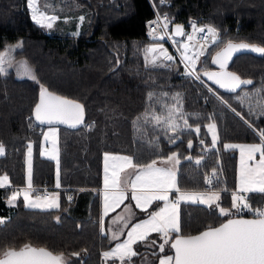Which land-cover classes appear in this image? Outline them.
Wrapping results in <instances>:
<instances>
[{
  "label": "trees",
  "instance_id": "trees-1",
  "mask_svg": "<svg viewBox=\"0 0 264 264\" xmlns=\"http://www.w3.org/2000/svg\"><path fill=\"white\" fill-rule=\"evenodd\" d=\"M73 1L89 10L88 24L78 34L52 36L32 20L26 0H0V51L21 41L23 46L15 51V57L27 60L36 76V80L18 76L14 69L0 76V143L5 149L0 155V174L8 177L11 187L23 186L25 151L33 141L32 182L38 187L54 189L57 168L52 159L39 153L44 126L33 117L41 84L51 92L83 104L84 121L90 122L88 128L59 126V208H28L21 199L9 206L6 197L12 190L0 187V218L4 220L0 223V253L31 243L63 253L65 264H102L101 251L105 245L93 218L99 206L94 190L101 186L103 152L129 154L138 164L161 161L176 153L180 189H202L206 175L215 169V186L223 190L219 205L231 209L232 195L225 191L231 189L237 149L225 150L224 145L260 141L254 129H264V116L249 115L248 105L264 104V92L245 101L243 107L236 97L264 88V55L243 51L231 59L228 69L242 79L253 81L251 85H241L236 92L223 91L203 73L218 68L211 63L212 56L229 40L264 47V0ZM153 8L175 23L186 25L195 20L217 29L220 43L208 48L203 66L197 67L201 80L213 92L201 81L186 75L178 60L168 67L151 64L146 67L145 21L154 14ZM149 93L156 94L152 101L148 99ZM177 93L188 126L178 119L179 127L173 132L150 120L137 121L146 110L150 115L153 112L166 115L157 100L174 104L172 97ZM218 97L228 103H222ZM133 121H137L135 128ZM213 122L219 137L216 144L221 151L203 157L199 164L192 163L195 154L201 156L195 140L198 137L211 140L206 125ZM30 124H34L35 130L29 129ZM197 126L199 133L195 131ZM178 136L182 141L170 147L169 137ZM189 140L191 148L187 145ZM248 202L253 209L260 207L264 204V193H250ZM231 212L222 216L215 205L183 204L181 234L196 233L232 216H252L250 211L240 213L231 209ZM137 250L138 255L131 258L130 264H139L145 252L150 255L146 264H157L161 253L172 254L170 244L163 252L156 248L149 251L141 244Z\"/></svg>",
  "mask_w": 264,
  "mask_h": 264
},
{
  "label": "snow or ice",
  "instance_id": "snow-or-ice-1",
  "mask_svg": "<svg viewBox=\"0 0 264 264\" xmlns=\"http://www.w3.org/2000/svg\"><path fill=\"white\" fill-rule=\"evenodd\" d=\"M28 6L32 13V20L42 28L51 29L53 22L58 19L56 15H48L46 11H41L37 7V0H28ZM84 17H80L82 21ZM163 27L165 30L169 28V21L167 16L163 18ZM151 24H159V18L155 21L149 22ZM192 27V33H186L184 26L176 24L172 30L170 38L174 43H178L177 51L180 52V60L185 65V74L193 76L196 80H200V75L196 72L197 62L201 57H205L207 43L210 41L214 46L220 42V37L217 29L213 26L197 27L195 21L189 22ZM157 29L153 28L150 35H155ZM196 34H205L204 39L206 43L197 48L194 44L180 43L175 41V37L187 36V40L192 42L196 38ZM163 39V37H161ZM22 43H17L10 46L4 52H0V76L8 74L7 68L15 64L17 75L29 76L36 80L33 68L29 65L27 60H20L15 62L10 51L14 52L16 49H21ZM183 49L181 52L180 50ZM248 50L254 53L264 55V47L256 44H249L245 42L233 43L229 40L224 48L212 56L211 63L218 65L219 71H206L203 73L208 80L218 85L220 88L226 89L230 92H236L241 85H251V79H242L235 72L227 70L229 61L232 59L234 53ZM146 67L152 66L168 67L174 60L173 55L169 54L168 50L162 44L146 48L145 50ZM158 53V55H157ZM191 53V54H189ZM151 56V59H149ZM203 82V81H201ZM209 91H212L209 88ZM264 92V88L256 89L254 93H243L237 96L238 103L243 107L245 101H251L253 96L260 97ZM167 96V93L162 94ZM155 93H149L148 99L152 101L155 98ZM222 103L228 102L218 97ZM174 104H167L166 102L157 100L161 104L162 109L166 110V115H156L155 112L149 114L146 110L142 117H137V121L144 119L149 120L156 125H164L165 128L175 132L179 125L176 123L178 119L184 120V125L188 126V121L185 114L182 112V101L180 94L177 93L174 97ZM249 115L256 114L257 116H264V104H257L253 106L249 103ZM151 107V105H150ZM231 107V105H229ZM258 109V111H256ZM242 120L240 112L236 108L231 109ZM33 115L36 121L41 124L53 125L55 123L67 124L70 127H76L84 121V105L80 102L67 97L60 96L54 92L49 91L44 85H40V93L38 101L34 105ZM212 119L211 116L208 117ZM137 121H133L134 128ZM249 128H252L247 120H244ZM31 126V125H30ZM208 131L212 134V145L215 146L219 139L216 133V124L209 123L206 125ZM195 131L200 132V127L197 126ZM257 134L260 142L246 145L225 144V150L239 149L240 150V165L236 177V190L232 192L231 209L240 212L244 209L253 213V218L244 219H227L225 223L220 224L219 227L209 226L206 230L199 232L197 235H182L181 234V219L179 214V205L181 202H191L206 204L209 206L215 205L219 208L220 215L229 216L233 214L231 209L220 207L219 200L221 198L220 192L211 193H188L180 192L177 187L176 172L169 168L157 167V161L152 160L148 164H138L134 162V157L130 155H113L110 153L104 154V190H103V211L100 217V231L105 232L104 217L114 207H119L125 200L126 188L122 187L120 174L125 169H132L134 179L123 181V184L131 188V199L134 200L135 206L142 211H147L149 205L155 201H162L163 207L158 211L151 212L147 219L139 223H132L129 225L128 219L124 216H119L113 219V224L123 223L125 228H128L127 238L119 242V234L124 231L120 228L118 231H112L109 237L111 240L118 241L114 248L110 251L101 253L105 261L112 259L113 264L119 260L121 264H130L131 258L138 255L133 249V246L138 242H145L150 233H157L163 239V243L159 245L160 251L163 252L166 245L170 244L171 249L174 250V255H164L159 259V264H264V208L253 209L248 202L250 193H264V129H259ZM56 129L50 127L44 133L45 141L50 137L54 138ZM171 143L175 144V140L169 137ZM53 147L50 152H42V155H50L52 159L57 160V187L59 184V160L57 155V148L55 147V139L52 140ZM204 143L203 140L200 141ZM188 147H192V141L188 142ZM4 146L0 143V155L4 154ZM31 143L28 145V175L27 186L24 189H17L12 191L6 203L9 206H14L20 196L23 197L25 207L52 209L58 208V196L49 195L47 190L43 196L36 195L34 192L38 189L32 187V161H31ZM259 153V160L256 159V154ZM176 153H172L166 158V161L171 162L175 160L178 164L179 160L175 159ZM186 159H188L186 157ZM118 162V163H117ZM197 164L200 160L196 161ZM212 175H216L215 169ZM8 177L5 175L0 177V187H7L6 182ZM205 183L211 184L212 179L209 176L205 177ZM175 189L180 193L176 200H170L169 193ZM126 212L131 215V210L126 207ZM3 218H0V223H3ZM175 235L174 239H170ZM73 255H79L74 253ZM155 255V253H153ZM0 264H65V257L63 253H55L47 247H36L31 243H25L17 248H8L0 253Z\"/></svg>",
  "mask_w": 264,
  "mask_h": 264
},
{
  "label": "rangeland",
  "instance_id": "rangeland-1",
  "mask_svg": "<svg viewBox=\"0 0 264 264\" xmlns=\"http://www.w3.org/2000/svg\"><path fill=\"white\" fill-rule=\"evenodd\" d=\"M26 1H27V6H28V0H26ZM165 3H166V1H165ZM37 7H39L41 11H46L48 15H56V16H58V19L55 22H53V27L51 29L43 28L44 31H46L47 33H49L52 36L78 34L81 31V29L84 28L88 24L89 18H90L89 10L85 6L78 4V3H76L73 0H37ZM28 9H29L30 15L32 17V13H31V10H30L29 6H28ZM80 17H84V19L81 21ZM210 26H212V25H210ZM146 41L148 42L147 48L151 47V46H155L154 43H152V42H150L148 40H146ZM176 41L180 42V43H190L189 41H185L183 39H178ZM17 43H22V42L18 41V42L14 43V44H9L3 50H1L0 52H4L6 49H10V46H14ZM219 43L220 42H218L216 44H219ZM175 46H176V49H177L178 43H175ZM16 50H18V49H16ZM15 51L14 52H12V51L9 52V54L12 56L13 60L15 62L23 60V59H18V58L15 57V54H14ZM180 51L182 52L183 49H181ZM189 54H191V53H189ZM203 58L204 57H201L200 60L197 62L196 72L198 71L197 67L201 66L203 64V62H204ZM149 59H151V56H149ZM176 60L177 59H175L173 61H176ZM173 61H171V62H173ZM171 62H165V63L170 64ZM5 67L7 68V71H9L11 69H14L16 71V74H17V70H16V67H15V64H13L12 67H8L7 65H5ZM183 68H184V71H185V66H183ZM18 76H20V75H18ZM22 77H29V76H22ZM199 81H202V80L200 79ZM202 83H204V82H202ZM205 85H206V87H208V89L210 88L207 84H205ZM211 92H213V89H212ZM50 127H54L56 129V135H55L54 138L50 137L49 140L45 141L44 133L47 132ZM60 132H61L60 127L59 126H55V125L44 126L42 128L41 138L39 140V153H40V155H42L41 154L42 152H50L51 151V149L53 147L52 140L55 139V142H56L55 143V147L58 150L57 155H58V160H59V135H60ZM208 133H209L211 141H212V134L209 131H208ZM259 142L260 141H255V142H236L234 144L246 145V144L259 143ZM30 143L33 144V147H34L33 141H31ZM197 149H198V147H197ZM42 156H45V157H48V158L52 159L51 156L47 155V154L46 155H42ZM202 158H203L202 156H200L198 154H195L191 161H192V163L196 164V161L197 160L201 161ZM256 159L259 160V153L256 154ZM52 160H53V162H54V164H55V166L57 168V160L56 159H52ZM163 160L166 161V158L163 159ZM239 165H240V150L237 148V157H236V166H235V170L236 171L234 172V177H233V179L230 182V186H231L230 190H236V177H237V171H238ZM56 173H57V170H56ZM3 176H5V175L0 174V177H3ZM176 179H177V175H176ZM7 185L8 186L5 187V188H8L9 186H11L10 182ZM54 185H55L54 188H57V186H56L57 185V176L55 178V184ZM230 190H227L225 192H228ZM221 191H223V190H221ZM221 191H220V193H221ZM255 193H257V192H255ZM56 196H58V194H56ZM172 196H173L172 194H169L170 200H173L175 198V197H172ZM180 207L181 206L179 205V211H180ZM151 212H154L153 208H152ZM148 216H149V214L146 216V218H148ZM163 242L164 241H163L162 238L156 237L155 238V242H154L155 243V247L154 248L160 249L159 245L161 243H163ZM134 247H135V245H134ZM164 255H172V254H170V253H161L159 255V257H158L157 264H159L160 257L164 256ZM110 262H112V261H110ZM73 263L74 262H71L70 264H73Z\"/></svg>",
  "mask_w": 264,
  "mask_h": 264
},
{
  "label": "crops",
  "instance_id": "crops-1",
  "mask_svg": "<svg viewBox=\"0 0 264 264\" xmlns=\"http://www.w3.org/2000/svg\"><path fill=\"white\" fill-rule=\"evenodd\" d=\"M59 137H60V135H59ZM40 138H41V135H40ZM31 145H32V151H31V161H32L33 160L34 147H33V144H31ZM105 153H110V154H113V155H129V154H126V153H116V152H103V154H102V159H101V186L98 189L94 190L95 192L97 191V194H98L99 206H98L97 212L94 213L93 222L97 223L99 231H100V217H101V214H102V211H103V199H104L103 190H104V154ZM175 159H177V158H175ZM27 161H28V147H27V149L25 151V163H26L25 184L23 186H20V187H11V186H9L12 191H15L17 189L26 188V186H27V175H28V163H27ZM163 161H165V160H163ZM156 166L157 167H163V168H169V169L173 170L174 172H176L175 160H173L171 162L157 161V165ZM134 178L135 177H134L132 169H125L120 174L122 187L126 188V191H125L126 198H125L124 202L119 207H114V210L110 211L108 213V215L104 217L105 232L101 233V231H100V233L102 235L101 240L104 242V245H105L104 249L102 250V253L104 251H110L111 248H114L115 244L118 242V241L111 240L109 238L111 236V232L108 231L109 227H111L112 231H118L120 228H124V231L120 232V234H119V242H122L124 239L127 238L128 228H125L124 224L122 222L118 223V224H113L112 221H113L114 218L119 217V216H124L126 219H128L129 225L132 224V223H139L140 221L147 219L146 216L151 213L152 208H153V211L155 212V211H158L159 208L163 207V202L162 201H155L152 205H149L147 211H142L140 208H137L135 206L136 202L131 199V188L127 187L126 185L123 184V181L129 180V179H134ZM6 184H9V181H7ZM32 187L40 188L41 186H39V187L35 186L33 184V182H32ZM59 188H60V186L50 190V195L58 194V203H59V207H60V195L61 194H60V189ZM173 190H175V189H173ZM173 190H171L169 194H172L173 195L172 197H175V194L172 193ZM12 191H11V193H12ZM180 192L211 193V192H203L201 190H195V189H180ZM11 193H10V195H11ZM35 194L43 196L41 191L34 192L33 193V197L36 196ZM179 195H180V193H178V196ZM18 199H21L23 204H24V200H23L22 196H20ZM188 203H191V202H188ZM75 204H77V202H75ZM183 204H186V203L185 202H181L180 206L183 205ZM191 204H194V203H191ZM196 204H199V203H196ZM204 205H206V204H204ZM126 207H128L131 210V215L130 216H129V212L125 211ZM33 209H39V208H33ZM52 209H57V208H52ZM74 212L78 214V211L74 210ZM179 214H180V211H179ZM156 237L161 238L160 235L157 234V233H150L145 242H138V244H136L135 247L133 246L134 250L138 253V250H137L138 249V245L141 244L142 247H144V249H147V250L150 251V249L155 247V243H154L155 239L154 238H156ZM149 256L150 255H148L145 252L144 255L141 256L139 264H146L145 260L147 258H149Z\"/></svg>",
  "mask_w": 264,
  "mask_h": 264
},
{
  "label": "built area",
  "instance_id": "built-area-1",
  "mask_svg": "<svg viewBox=\"0 0 264 264\" xmlns=\"http://www.w3.org/2000/svg\"><path fill=\"white\" fill-rule=\"evenodd\" d=\"M160 3H162V1H160ZM153 10H154V14L145 21V39L150 41V42H152V43H154L155 45L162 44L164 46V48L168 50L169 54L173 55L174 60L177 59V60H179L181 62L180 53L176 49L174 40L172 38H170L171 35H172V24L175 23V22H173L172 18L169 17L168 15H166L164 13H159L156 10V8H153ZM165 16H167V19L169 21V28L167 30H165L164 27H163V24H164L163 18ZM158 18H159V21H160V23L158 25L157 24H151L150 25L149 22L155 21ZM191 21H195V20H191ZM195 22H196V26L197 27L209 26L208 24L198 23L197 21H195ZM183 26H184V30H185L186 33H192V27H191L189 22L186 25L183 24ZM153 28L157 29L156 34L154 36L149 34L150 31ZM204 35L205 34H196V38L190 43L194 44L197 48H199L201 45H204L206 43V41L204 39ZM161 37H163V39H161ZM174 39H175V41L178 40V39H183L185 41H188L187 40V36L178 37V38L175 37ZM211 46H213V45L209 41L207 43L206 51ZM157 55H158V53H157ZM181 64L183 66H185L184 63L181 62ZM91 122H93V120H91ZM89 124H90V122H88V123H86L85 121L83 122V125L86 126L87 128L89 127ZM30 125L31 126H29V129L30 130H35L34 124H30ZM201 140L204 141L203 144L200 143ZM195 144L198 147V151H199V153L201 154L202 157L210 156L212 152H220L221 151V149L217 146V144H215V146H213L212 145V141L208 140L206 137H198L195 140ZM206 176L211 177L212 183L211 184H207V183H205V180H204V185H203L201 190L203 192H217V191L220 192L221 190L219 191L216 188V186H215V177L212 175V173H209ZM33 189H39L42 192V195H44L45 194V190H47V193L50 195V189L47 186H42L40 188L33 187ZM233 191H235V190H230L228 192L232 194ZM172 193L175 194L174 200H176L177 197H178V192L173 190ZM9 196L10 195H8L6 197V200L8 199ZM248 196H249V194H248ZM258 208H264V204H261L260 207H258ZM247 211H248L247 209H244V210L240 211V213H246ZM251 214L253 216L252 212H251ZM110 261H112V262H110ZM102 264H113V260L109 259V260L105 261V259L103 258ZM115 264H121V262L119 260H116Z\"/></svg>",
  "mask_w": 264,
  "mask_h": 264
},
{
  "label": "water",
  "instance_id": "water-1",
  "mask_svg": "<svg viewBox=\"0 0 264 264\" xmlns=\"http://www.w3.org/2000/svg\"><path fill=\"white\" fill-rule=\"evenodd\" d=\"M176 24H180V25H183L182 23H173L172 24V30L175 28V25ZM178 38V37H177ZM233 43H241V42H234V41H232ZM224 46H225V44L221 47V48H219L214 54H213V56L218 52V51H220V50H222L223 48H224ZM243 51H248V50H241V51H238V52H236V53H234L233 54V56H232V58L236 55V54H238V53H240V52H243ZM231 61V60H230ZM229 61V62H230ZM217 67H218V65H217ZM220 69H219V67L217 68V69H215V70H211V71H219ZM227 70L228 71H231V70H229L228 69V67H227ZM232 72V71H231ZM212 82V81H211ZM213 83V82H212ZM214 84V83H213ZM214 85H216V84H214ZM217 87H219L218 85H216ZM220 88V87H219ZM220 89H222L223 91H226V92H230V91H228V90H226V89H223V88H220ZM33 117H34V119H35V116L33 115ZM84 119H85V110H84ZM35 121H36V119H35ZM38 124H40V125H42V126H51V125H48V124H41L40 122H38V121H36ZM84 122V121H83ZM53 125H55V126H65V127H69V128H73V127H70V126H68L67 124H60V123H55V124H53ZM81 125H83V123L82 124H80V125H77L76 127H74V128H78V127H80ZM173 140H175L176 142H175V144H173V143H171V142H169V146L170 147H172V146H175L178 142H180V141H182V137L181 136H178L177 138H174ZM190 141V140H189ZM187 145H188V143H187ZM236 218H244V219H251V218H253V216H246V215H240V216H232V217H229V218H227V219H236ZM227 219H225V220H223L222 222H220L219 224H217V225H215V226H212V227H219L220 226V224H222V223H225L226 222V220ZM208 227H206V228H204V229H202V230H200V231H198V232H196V233H193V234H186L185 236H188V235H197V234H199V232H201V231H204V230H206ZM175 238V237H174ZM173 238V239H174ZM36 247H38V246H36ZM39 247H42V246H39ZM172 255H174V250L172 249Z\"/></svg>",
  "mask_w": 264,
  "mask_h": 264
}]
</instances>
